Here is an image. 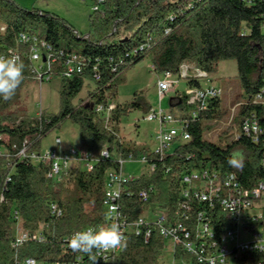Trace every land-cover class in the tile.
Masks as SVG:
<instances>
[{"label": "trees", "instance_id": "trees-1", "mask_svg": "<svg viewBox=\"0 0 264 264\" xmlns=\"http://www.w3.org/2000/svg\"><path fill=\"white\" fill-rule=\"evenodd\" d=\"M96 1L90 0L92 7ZM263 24L264 0H112L90 13L94 36L84 38L53 13L0 0V55L16 52L25 64L24 80L15 96L10 101L0 98V264H17L25 258L40 263L72 262L79 255L91 264L86 254L71 251L67 239L76 231L105 223L107 174L119 172L130 157H144L155 170L122 185L120 211L129 223L152 205L175 217L182 202L180 180L186 173L208 167L221 175L233 172L244 189L264 180V145L252 143L242 129L244 121L253 115L264 130ZM21 34L29 41L20 42ZM35 43L46 45L47 49L42 50L44 59L51 55L55 60L49 69L45 66L43 74L60 79L59 110L31 117L19 105L26 86L37 84L30 74L29 61ZM72 56L83 62L79 73L74 71L66 77L65 63ZM146 59L157 75H176L180 66L187 64L213 76L222 62H234L246 98L238 111L241 134L229 144L205 139L202 122L220 117L219 98L210 100L207 108L192 119L194 105L185 92L176 91L168 99V111L180 122L188 123L190 140L176 144L166 155L145 145H126L119 135L121 120L132 112L146 116L152 106L141 92L125 103L116 104L115 100L118 88L127 81V73ZM189 85L198 87L195 83ZM84 87L87 92L79 97ZM109 104L115 108L108 117L97 112L98 107ZM66 122L77 126L80 148L95 154L96 162L91 171L79 164L71 166L55 186L47 178L49 167L32 163L29 156L39 155L42 140ZM103 149L107 150V158L99 156ZM22 150L24 157L19 155ZM235 150L246 153L237 167L229 165ZM150 189L149 200L142 201L139 193ZM53 204L63 210V215H51ZM191 207L192 218L203 209L195 203ZM217 208L211 209L208 217L219 232L225 225L218 222L216 226L215 220L223 216ZM15 225L30 237L17 248L12 247ZM38 234L43 241L32 240ZM125 237L127 246L120 249L114 264H164L161 257L165 242L155 230L147 241L131 232ZM174 259L175 264H197L180 247ZM258 263L264 264V254L242 255L239 264Z\"/></svg>", "mask_w": 264, "mask_h": 264}, {"label": "built area", "instance_id": "built-area-1", "mask_svg": "<svg viewBox=\"0 0 264 264\" xmlns=\"http://www.w3.org/2000/svg\"><path fill=\"white\" fill-rule=\"evenodd\" d=\"M82 1L84 2V0ZM110 1L112 0H97L91 10L96 11L99 6ZM1 29L3 30V28ZM19 40L20 42H27L29 37L21 34ZM45 48L46 45L44 43H41L40 46L35 43L30 49V74L38 84L49 82L53 78L50 74H43L45 66L49 69L50 65L55 62L51 55L43 60L42 50ZM9 53L17 55L16 52L10 51ZM82 62V58L72 56L65 63L67 72L64 75L70 77V74L74 71L79 73V66ZM213 81L215 79H213L212 75L200 72L190 65L183 64L176 75L167 72L162 74V77L157 81L158 95L162 101L166 94L177 89L178 84H187L189 87L188 92H186L188 101L195 107V110L191 113V118L195 119L198 112L207 108L210 100L220 97V90L212 84ZM191 83L197 84L198 87H191L189 85ZM262 93L264 94V86ZM261 98L262 96L259 95L258 99L261 100ZM114 108V104H109L106 108L98 107L97 112L108 117L109 111ZM40 114L41 112L38 113V116ZM143 119L148 122H156L158 125L154 137L155 147L151 148L155 153L160 155L169 154L173 151L176 144L190 140V135L187 131L188 123L180 122L177 117L170 114L168 110H164L160 105L157 110L152 108L151 112L144 116ZM242 129L244 134L250 137L252 143L258 144L260 142L264 145V130L256 122L255 116L252 115L249 119H246L242 124ZM56 142L59 144L60 140L56 139ZM92 154L82 148L79 150L72 148L65 154L55 151H48L39 155L31 154L29 159L34 164L48 166L47 178L53 180L54 185L57 186L62 173L66 167H70L67 165L71 162L83 165L84 170L91 171L93 164L96 162V156H92ZM19 155L24 157L25 150H22ZM99 156L107 158V150L103 149ZM128 161L146 165L148 174L155 170V166L148 164L144 157L135 160L130 157ZM123 164H121L119 172L111 171L106 177L103 202L105 223L79 231L98 230L110 223L118 222L124 235L131 232L136 236H142L147 241L152 231L155 230L165 242L164 252L171 253L174 260L172 264H175L174 255L177 247H180L182 252L188 255L192 262L197 264H239L242 255L264 254V180L256 182L251 189H244L236 181V176L233 172L221 175L219 171L208 167L201 171L186 173L180 180L179 198L182 202L179 204V212L175 217L169 215L165 210L166 213L153 220H145L139 217L136 221L129 223L128 218L120 211L119 199L123 189L122 185L137 178L124 177L121 172ZM262 164H264V160H262ZM150 192L151 189L148 192L141 191L139 198L144 202L148 201V193ZM193 203L203 207L195 218H192L189 214ZM53 205L50 206L51 215L59 217L60 215L52 214ZM215 207H218L217 209L223 213L221 220H215L216 226H218V222H222L225 225L223 227L220 225L222 228H219V232L213 229L212 219L208 217L209 211ZM74 233L68 237L67 242ZM248 236L250 239L247 238ZM29 238L26 232L20 230L18 225H15L12 247H20ZM32 240L41 242L43 237L38 234ZM119 251L120 248L103 252L97 256V262L99 264H114V258ZM17 264L86 263L83 255H79L72 262L40 263L34 258H25L17 262Z\"/></svg>", "mask_w": 264, "mask_h": 264}, {"label": "rangeland", "instance_id": "rangeland-1", "mask_svg": "<svg viewBox=\"0 0 264 264\" xmlns=\"http://www.w3.org/2000/svg\"><path fill=\"white\" fill-rule=\"evenodd\" d=\"M77 1H80L79 3L82 5L83 9H85L83 14H78L76 11L73 13L75 5L71 2H67L68 8L71 10L72 14L68 13L59 18L63 19L68 25L73 27L80 36L88 38L89 35H93L89 25V15L92 12V3L88 0L85 2L82 0ZM108 40L113 41L115 38H109ZM222 63V65H219L217 73L213 75L215 81L212 83L220 90L218 108L220 117L216 120L207 119L202 122L203 137L215 144H229L241 134V130L237 125L238 111L239 105L246 102L240 82L236 77L235 63L232 61ZM161 77L162 75H157L153 72L149 60L146 59L140 62L127 73V81L124 85L118 88V95L115 103H125L129 101L136 92H141L153 109L157 110L160 105L164 110H168V99L172 97L176 90L174 89L171 93L166 94L161 101L157 90V81ZM59 83V78H52L49 82L27 85L22 94L19 107H23L26 113L31 117H37L38 113L42 111L49 113L58 112ZM181 84H178L177 86L179 90L184 89V85ZM188 90L189 88L186 92H188ZM86 92L87 89L84 87L79 97H84ZM143 118L144 116L139 112L130 113L128 117L121 120L119 135L126 145H145L151 149L155 147L154 137L158 125L156 122H148ZM57 138H59L61 145L70 144L69 147L64 149L65 151H59L60 143L58 144L56 142ZM77 139V126L70 122H66L60 129L50 133L42 140L40 154H45L48 151L65 154L72 148L79 150L80 146L74 144ZM233 154V159L238 162L239 166L245 159L246 153L243 150H235ZM94 155L95 154H92V156ZM73 165H76L75 162L68 164L67 166L70 167H66L67 169L65 168L64 172L72 168L71 166ZM80 167L82 169L84 168L83 165ZM121 172L126 178H138L141 175H149L146 165L132 161L125 162L122 165ZM163 213H166L164 209L157 205H152L142 212L140 218L153 220L154 218L161 216ZM247 238L250 239L249 236ZM161 261L164 264H172L174 262L171 253L164 251Z\"/></svg>", "mask_w": 264, "mask_h": 264}, {"label": "clouds", "instance_id": "clouds-1", "mask_svg": "<svg viewBox=\"0 0 264 264\" xmlns=\"http://www.w3.org/2000/svg\"><path fill=\"white\" fill-rule=\"evenodd\" d=\"M25 64L18 55H0V98L10 101L24 80ZM230 166H238V162L229 159ZM52 214L63 215V210L52 206ZM127 239L121 231V225L110 223L98 230L75 232L68 241V247L74 253L86 254L91 264H96L97 256L113 249H123Z\"/></svg>", "mask_w": 264, "mask_h": 264}, {"label": "crops", "instance_id": "crops-1", "mask_svg": "<svg viewBox=\"0 0 264 264\" xmlns=\"http://www.w3.org/2000/svg\"><path fill=\"white\" fill-rule=\"evenodd\" d=\"M15 3H17L18 5L27 8V9H36L38 11H42V12H48V13H53L55 15H57L58 17H63L65 14H72L71 10L68 8V3L67 2H71L73 5H75V10H73V13H78V14H83L84 10L82 5L77 1V0H12ZM264 31V24L262 26V32ZM264 33V32H263ZM223 63H221L222 65ZM151 69H152V65L150 64ZM184 85V89L183 90H179L178 87L176 89V91H183L186 92L187 89L189 88L188 85L185 84H181ZM178 86V85H177ZM59 139V138H57ZM76 146H79V140L77 139L74 143ZM70 144H62L60 142V146H59V151L63 152L65 151L64 149H66L67 147H69ZM135 178V177H134Z\"/></svg>", "mask_w": 264, "mask_h": 264}, {"label": "water", "instance_id": "water-1", "mask_svg": "<svg viewBox=\"0 0 264 264\" xmlns=\"http://www.w3.org/2000/svg\"><path fill=\"white\" fill-rule=\"evenodd\" d=\"M43 60H45V59H43Z\"/></svg>", "mask_w": 264, "mask_h": 264}]
</instances>
